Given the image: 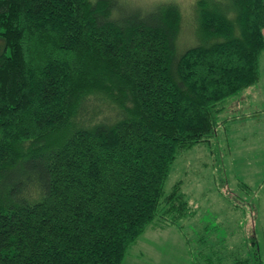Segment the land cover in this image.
Here are the masks:
<instances>
[{"label":"trees","instance_id":"16d2710c","mask_svg":"<svg viewBox=\"0 0 264 264\" xmlns=\"http://www.w3.org/2000/svg\"><path fill=\"white\" fill-rule=\"evenodd\" d=\"M182 8L0 0V264H122L155 220L190 216L165 180L259 82L264 0ZM251 237L232 264H262Z\"/></svg>","mask_w":264,"mask_h":264},{"label":"rangeland","instance_id":"374dc122","mask_svg":"<svg viewBox=\"0 0 264 264\" xmlns=\"http://www.w3.org/2000/svg\"><path fill=\"white\" fill-rule=\"evenodd\" d=\"M131 1L143 8L159 1H173L181 8L193 2ZM182 12L189 13L184 8ZM186 32L180 50L198 42L191 32ZM262 52L259 82L224 100L220 120H225L218 126L217 135L209 144L179 153L169 169L165 193L180 182L179 191L190 204V216L181 221L182 227L169 228L168 233L158 236L151 232V227L161 224L163 219L155 220L127 250L122 264H232L250 255L251 236L256 239L264 264Z\"/></svg>","mask_w":264,"mask_h":264},{"label":"crops","instance_id":"0c3cea01","mask_svg":"<svg viewBox=\"0 0 264 264\" xmlns=\"http://www.w3.org/2000/svg\"><path fill=\"white\" fill-rule=\"evenodd\" d=\"M184 220V219H183ZM182 221V220H181ZM181 221H180V227H182V224H181ZM149 226H151V225H149ZM149 226L147 227V229L149 228ZM154 226V225H153ZM172 227H174V226H154V227H151V232L153 233V234H155V235H161L162 233H165V232H167V231H169V230H167V229H169V228H171V229H173ZM174 228H178V227H174ZM174 230H177V229H174ZM168 233V232H167ZM177 233H179V231L177 230ZM137 241V240H136ZM135 241V242H136ZM135 244V243H134ZM137 260V259H136ZM136 260H134V261H136ZM134 261H132V262H134ZM139 261V260H138Z\"/></svg>","mask_w":264,"mask_h":264}]
</instances>
